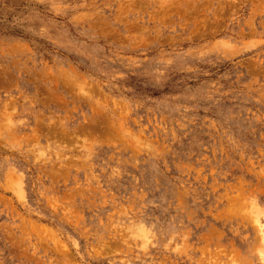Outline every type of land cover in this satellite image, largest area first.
Wrapping results in <instances>:
<instances>
[{"label": "rangeland", "instance_id": "1", "mask_svg": "<svg viewBox=\"0 0 264 264\" xmlns=\"http://www.w3.org/2000/svg\"><path fill=\"white\" fill-rule=\"evenodd\" d=\"M0 264H264V0H0Z\"/></svg>", "mask_w": 264, "mask_h": 264}]
</instances>
